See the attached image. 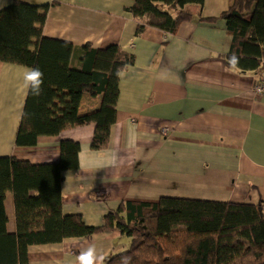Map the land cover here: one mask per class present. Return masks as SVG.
<instances>
[{
	"label": "crops",
	"instance_id": "0c3cea01",
	"mask_svg": "<svg viewBox=\"0 0 264 264\" xmlns=\"http://www.w3.org/2000/svg\"><path fill=\"white\" fill-rule=\"evenodd\" d=\"M16 0H0V10ZM48 8L44 35L104 49L118 45L136 62L120 75L117 121L109 146L91 149L95 126L41 138L34 147H17L15 137L27 92L24 67L0 63V157L33 164L58 162L60 144L81 146L80 166L63 174L64 214H79L91 226L127 201L158 202L164 196L234 203H264V95L260 77L228 67L232 38L226 22L211 23L228 10V0H205L192 7L194 18L176 35L147 28L136 36L127 8L135 0H20ZM101 105L85 97L82 111ZM14 227L11 195L6 200ZM119 232L92 240L71 239L29 248L30 264H81L93 249L95 264L126 250Z\"/></svg>",
	"mask_w": 264,
	"mask_h": 264
},
{
	"label": "trees",
	"instance_id": "16d2710c",
	"mask_svg": "<svg viewBox=\"0 0 264 264\" xmlns=\"http://www.w3.org/2000/svg\"><path fill=\"white\" fill-rule=\"evenodd\" d=\"M229 8L206 22H226L232 38L225 56L239 73L264 72V0H228ZM205 0H135L127 8L136 36L147 28L176 35L194 18L192 7ZM48 8L16 0L0 10V63L39 69L41 94L28 90L15 137L17 147H34L44 137L95 126L91 149L109 146L117 121L120 75L136 58L118 45L77 52L67 41L44 35ZM85 97H101L98 109L82 111ZM78 142L60 144L58 162L33 164L0 157V264H30L29 248L66 240L90 241L119 232L126 250L104 264H264V203H234L164 196L158 202L127 201L110 210L97 226L62 206L63 174L80 166ZM12 197L14 227L9 228L6 200Z\"/></svg>",
	"mask_w": 264,
	"mask_h": 264
},
{
	"label": "clouds",
	"instance_id": "9594fccd",
	"mask_svg": "<svg viewBox=\"0 0 264 264\" xmlns=\"http://www.w3.org/2000/svg\"><path fill=\"white\" fill-rule=\"evenodd\" d=\"M42 72L39 69H29L24 73V88L29 90L33 96L41 94ZM81 264H95V256L93 249H89L87 253L81 254ZM124 264H128V260H124Z\"/></svg>",
	"mask_w": 264,
	"mask_h": 264
},
{
	"label": "built area",
	"instance_id": "2783aa9c",
	"mask_svg": "<svg viewBox=\"0 0 264 264\" xmlns=\"http://www.w3.org/2000/svg\"><path fill=\"white\" fill-rule=\"evenodd\" d=\"M254 91L258 95H264V72L262 75L261 80L258 82V84L254 87Z\"/></svg>",
	"mask_w": 264,
	"mask_h": 264
}]
</instances>
